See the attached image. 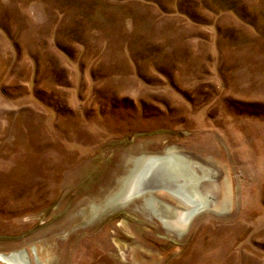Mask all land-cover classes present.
<instances>
[{"label": "rangeland", "instance_id": "obj_1", "mask_svg": "<svg viewBox=\"0 0 264 264\" xmlns=\"http://www.w3.org/2000/svg\"><path fill=\"white\" fill-rule=\"evenodd\" d=\"M0 264H264V0H0Z\"/></svg>", "mask_w": 264, "mask_h": 264}, {"label": "bare ground", "instance_id": "obj_2", "mask_svg": "<svg viewBox=\"0 0 264 264\" xmlns=\"http://www.w3.org/2000/svg\"><path fill=\"white\" fill-rule=\"evenodd\" d=\"M149 161L147 162V165H144L141 167V169L138 168L136 173L134 174V178L131 181V185H128L127 189V198H129V195H143L145 193H149L153 191L152 188H150L146 184L147 179H151L152 176L157 173V169L163 166L164 164H168V162H165L167 160H170L171 156L168 154L164 155H152L148 157ZM175 159V158H174ZM177 160V159H176ZM180 162V159L177 160ZM132 174V173H131ZM133 175V174H132ZM195 179V178H194ZM184 180V179H183ZM187 179L184 181L186 182ZM191 178L189 179V181ZM200 178L196 177L194 186H192V189L188 190V195L181 192L179 189H172V193H174L176 196L180 197L181 199L187 201L191 205L195 206V208L191 212H197L200 211L201 208L204 205L205 200L198 195V190L196 189L197 183L199 182ZM181 182V181H180ZM185 182L183 184H185ZM182 183V182H181ZM200 190V189H199ZM122 191V190H121ZM124 199V198H123ZM126 199V197H125ZM189 212H186L184 214L185 219L187 220L189 216ZM27 258L26 251H21L18 253L13 254L9 259L13 261L14 263H21L22 261H25Z\"/></svg>", "mask_w": 264, "mask_h": 264}, {"label": "flooded vegetation", "instance_id": "obj_3", "mask_svg": "<svg viewBox=\"0 0 264 264\" xmlns=\"http://www.w3.org/2000/svg\"><path fill=\"white\" fill-rule=\"evenodd\" d=\"M187 212H189L187 216L191 217V214H193V212H191V211H187ZM197 212H198V211H197ZM194 213H195V212H194ZM183 214H185V213H183ZM183 214H182V217L184 218V221H183V225H184V223H187V222H186V219H185V217L183 216ZM189 217H188V218H189ZM180 219H181V216H180ZM179 225H180V224H179ZM181 225H182V224H181Z\"/></svg>", "mask_w": 264, "mask_h": 264}]
</instances>
